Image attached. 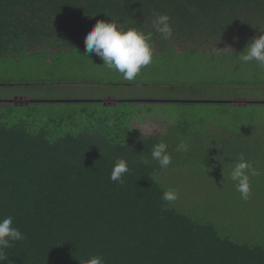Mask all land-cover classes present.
Segmentation results:
<instances>
[{
	"label": "trees",
	"instance_id": "1",
	"mask_svg": "<svg viewBox=\"0 0 264 264\" xmlns=\"http://www.w3.org/2000/svg\"><path fill=\"white\" fill-rule=\"evenodd\" d=\"M154 13L171 17L170 39L152 27ZM111 17L152 31L153 60L173 52L179 76L204 70L210 79L217 74V86L264 91V68L238 59L264 35V0H0V63L87 54V33ZM160 86L187 85H154ZM235 98L236 104L185 103L213 110L179 119L158 136L133 125L152 113L137 100L78 102L87 107L76 125L72 119L52 131L0 123V219L14 217L26 237L6 250L5 264H80L92 255L105 264H264V112L250 109L264 101ZM4 103L12 119L20 105ZM182 140L189 151H173ZM161 141L173 157L166 169L151 160ZM240 154L260 172L250 177L246 201L231 179ZM118 158L130 168L123 184L110 179ZM167 174L173 180L165 181ZM169 189L183 190L191 204L182 206L179 194L166 203Z\"/></svg>",
	"mask_w": 264,
	"mask_h": 264
},
{
	"label": "rangeland",
	"instance_id": "2",
	"mask_svg": "<svg viewBox=\"0 0 264 264\" xmlns=\"http://www.w3.org/2000/svg\"><path fill=\"white\" fill-rule=\"evenodd\" d=\"M215 49L219 51V48ZM172 53L159 60H153V63L143 68L133 81H127L118 72L107 69L103 61L94 54L87 57L85 55L88 54L81 52L69 56L70 59L65 54H60L53 58L42 56L19 58L15 62H1L0 108L7 106L4 102L11 100H15L20 107H13L15 112L12 119L8 118V113L5 111L3 113V110H8L7 108L0 109V123L20 120L26 126L45 127L52 131L60 127L68 128L66 123H70L72 119L74 124L80 120L78 112L87 105L78 102L105 99L117 102L137 100L143 101L137 102L140 106H151L152 113L146 115L141 113L133 121V125L146 136H158L165 133L167 128L179 119H187L193 115L201 117L204 113L213 110L211 105L185 104L184 101L220 102L233 100L235 97L250 100L247 102L255 101V99L264 101L263 89L238 85L220 87L214 81L218 77L217 74H212L210 79L204 70H197L195 73L185 71L182 76L177 75ZM205 81L210 85L202 84ZM156 84L187 86L171 91L164 86L154 87ZM189 84L195 86L190 88ZM155 96L173 102L164 103L159 99L148 98ZM243 99L239 100V103H245ZM28 101L30 105H21ZM55 101L57 103H53ZM234 101L237 102V100ZM251 106L255 107L250 108L252 110L259 109L261 113L264 112V106ZM118 107L124 108V106ZM142 111L145 110L142 109ZM231 112H234L233 109ZM212 116L219 122L217 113ZM231 118L232 115L228 119L221 117V122L231 121ZM167 175L165 181L173 180L172 176ZM177 192L182 206L186 207V202L187 206L191 204L190 200L182 194L185 193L183 190Z\"/></svg>",
	"mask_w": 264,
	"mask_h": 264
},
{
	"label": "clouds",
	"instance_id": "3",
	"mask_svg": "<svg viewBox=\"0 0 264 264\" xmlns=\"http://www.w3.org/2000/svg\"><path fill=\"white\" fill-rule=\"evenodd\" d=\"M152 27L165 40L173 36L174 29L168 14L154 13ZM260 30L264 32V29ZM152 39V31L145 33L139 27H126V22H120L118 18L111 17V22L98 20L85 37V52L88 54L85 56L94 54L103 61L107 69L118 72L127 81H133L143 68L153 62ZM238 59L242 63L255 62L259 67L264 68V35L254 37ZM108 123L111 126L112 122ZM168 147L167 143L161 141L155 144L151 151V160L157 162L161 169L168 168L172 163L173 157ZM173 151L187 153L189 145L182 140ZM140 162L145 165L150 163L147 158H142ZM129 171L128 161L118 158L112 168L110 179L123 184L124 176ZM258 175L260 172L254 168L253 163L240 154L232 166L231 179L236 182V189L243 200H248L251 194L250 177ZM162 199L171 204L178 199V193L169 189L164 192ZM13 220L12 216L0 219V264L8 261L6 250L11 248L14 242L26 239L25 235L14 226ZM80 264H105V260L102 255H92L86 261H80Z\"/></svg>",
	"mask_w": 264,
	"mask_h": 264
},
{
	"label": "water",
	"instance_id": "4",
	"mask_svg": "<svg viewBox=\"0 0 264 264\" xmlns=\"http://www.w3.org/2000/svg\"><path fill=\"white\" fill-rule=\"evenodd\" d=\"M92 102H96L97 100H91ZM101 103H103L104 105H111L112 103V101H113V103L114 104H116L117 103V101H114V100H110V99H108V100H99ZM11 102L12 103H14V104H16L17 105V103H15V100H11ZM86 102H90V101H86ZM185 103H189V102H194V103H212V102H216V101H213V100H208V101H184ZM220 102H225V101H220ZM227 102H231V103H233V104H236V101H234V100H230V101H227ZM24 103H21V105H23ZM26 105H28L29 104V101L28 102H26L25 103Z\"/></svg>",
	"mask_w": 264,
	"mask_h": 264
},
{
	"label": "flooded vegetation",
	"instance_id": "5",
	"mask_svg": "<svg viewBox=\"0 0 264 264\" xmlns=\"http://www.w3.org/2000/svg\"><path fill=\"white\" fill-rule=\"evenodd\" d=\"M19 98V97H18ZM19 99H22V97L21 98H19ZM9 102H11V101H9Z\"/></svg>",
	"mask_w": 264,
	"mask_h": 264
}]
</instances>
